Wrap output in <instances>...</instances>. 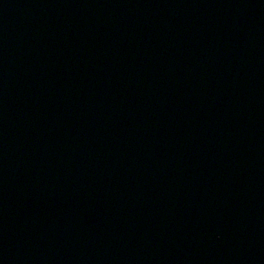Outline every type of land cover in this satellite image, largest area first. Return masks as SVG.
I'll use <instances>...</instances> for the list:
<instances>
[{
	"label": "water",
	"instance_id": "water-1",
	"mask_svg": "<svg viewBox=\"0 0 264 264\" xmlns=\"http://www.w3.org/2000/svg\"><path fill=\"white\" fill-rule=\"evenodd\" d=\"M0 264H264V0H0Z\"/></svg>",
	"mask_w": 264,
	"mask_h": 264
}]
</instances>
